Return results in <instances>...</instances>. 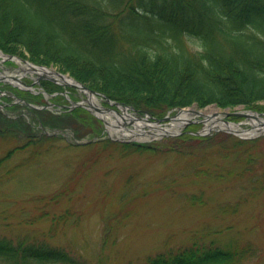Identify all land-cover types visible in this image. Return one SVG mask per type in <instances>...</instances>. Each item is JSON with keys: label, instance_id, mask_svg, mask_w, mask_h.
I'll use <instances>...</instances> for the list:
<instances>
[{"label": "trees", "instance_id": "1", "mask_svg": "<svg viewBox=\"0 0 264 264\" xmlns=\"http://www.w3.org/2000/svg\"><path fill=\"white\" fill-rule=\"evenodd\" d=\"M185 37L195 38L198 48H189ZM0 49L37 64L53 65L108 98L155 117L191 105L242 106L264 112V0H0ZM41 85L48 92L59 88L49 80H42ZM86 112L75 107L60 115L41 113L40 119L44 124L49 120L70 127L77 138L97 136L99 120ZM188 130L192 129L155 144L108 138L66 144L191 156L193 143L208 145L223 135H194ZM3 138L13 144L0 156V175L10 170L6 162L17 153L41 154L63 139L39 134L23 119L13 120L0 112ZM231 138L229 153L250 155L241 170L226 172L251 175V152L264 154V146H255L258 139ZM62 188L53 197H35L39 204L27 220L17 223L23 227L19 233L0 232V264H103L108 254L102 250L87 258L53 240L72 212L68 205L58 207L62 196H71ZM42 219L50 221L45 232L29 228ZM110 234H103L101 246ZM204 237L193 236L185 245L147 254L137 264H247L256 255L250 242Z\"/></svg>", "mask_w": 264, "mask_h": 264}, {"label": "rangeland", "instance_id": "2", "mask_svg": "<svg viewBox=\"0 0 264 264\" xmlns=\"http://www.w3.org/2000/svg\"><path fill=\"white\" fill-rule=\"evenodd\" d=\"M184 42L191 49L199 46L195 38L185 37ZM48 67L57 70L53 65ZM25 74L32 76L29 72ZM65 74L69 76V73ZM39 85V82L33 84L35 89H40ZM58 86L54 93L64 88L74 90L82 100L87 98V91L79 86L71 85L73 89L69 88L70 85ZM96 96L95 102L102 110H121L115 100ZM124 106L143 113L146 111L132 105ZM184 109L204 112L214 119L217 117L214 114L219 112H245L246 108L191 105ZM85 110L86 116L96 121L94 108ZM102 110L97 112L108 117L106 110ZM213 110L216 111L211 112ZM18 111L14 108L7 112L14 116ZM175 112L169 111L164 117ZM23 114L32 120L29 111ZM189 116L192 122L172 127L170 132L157 136L152 144L184 128L203 130L204 117L196 113ZM223 118L239 123L243 129L255 128L256 131L250 136L237 135L226 129L217 130L215 125L208 132H203L204 135H223L208 145L193 143L194 153L187 156L148 149L127 153L117 147L98 145L69 147L66 143L76 142L71 139V131L66 129L64 138L47 147L46 152L29 154L24 150L17 153L12 161L6 162L10 170L0 175V232L19 233L18 230L23 227L17 223L28 219L26 216L32 213L33 206L39 204L35 200L42 196L53 197L63 187L71 196H62L64 199L58 207L63 209L64 205H68L72 212L53 240L87 258H93L102 250L103 254H108L103 264H137L147 254L185 245L193 236H205L220 242H250L257 251L247 264H264V154H258V150L251 152L250 161H254L252 171L255 172L251 175L248 172L242 175L226 172L230 168L237 172L241 170L247 165L246 157L250 155L244 153L238 156L240 161L237 162L238 157L229 153L228 147L233 145L231 137L258 139L255 146L263 147L264 124H258L254 117L229 115ZM97 122L100 130L98 138L115 137L112 127L104 129ZM161 122L166 127L170 120L165 118ZM122 127L126 131L134 128L130 122L118 126ZM226 133L231 137L225 138ZM91 136L85 135L81 139ZM10 141L13 140H0V156L13 144ZM225 148L228 150L225 151ZM49 225L48 219H42L29 228L43 232ZM107 231L111 234L106 244L101 246L103 234Z\"/></svg>", "mask_w": 264, "mask_h": 264}, {"label": "water", "instance_id": "3", "mask_svg": "<svg viewBox=\"0 0 264 264\" xmlns=\"http://www.w3.org/2000/svg\"><path fill=\"white\" fill-rule=\"evenodd\" d=\"M39 67H41V68H43V69L45 68L44 66H39ZM48 71H50V69H49V68H46V72L43 73V74H41V75H39V77H40V78H47V79H50V80L56 82L57 80L54 79V77L50 76V74L48 73ZM51 72L54 73V74H56V75H58V76L61 77V78H63L64 75H65V74H63V73H61V72H59V71H57V70H51ZM67 77L69 78V82H68V81L66 82L67 85L79 86V87H81V88H83V89H86V90L89 92V94H90V93H96V94H101L102 96H105L103 93H100V92H97V91H95V90L89 89L88 87H86L85 85H83V84L80 83L79 81L73 79L72 77H70V76H68V75H67ZM57 82H58V81H57ZM106 100L109 101L108 98H106ZM114 103L118 104L117 102H114ZM89 104H90V106L94 105V104H91L90 102H89ZM94 106H95V109L98 108L96 105H94ZM125 107H126V108H127V107H128V108H131V107H129V106H125ZM125 107H123V108H125ZM178 110L181 111V110H183V108H178ZM196 113H199V111H196ZM176 114H178V112H177ZM176 114L173 115V116H167V117H164V118H162V119H165V118H166V119H172L174 116H176ZM220 114L225 115V116H227V115H235V116L254 117V118H256L260 123H264V115H263V113H262V114H259L258 112L254 111V110H251V109H247L245 112H239V111H238V112H236V111H233V112H227V111H222V112H220ZM225 122L228 123L227 121H225ZM226 130H228V131H230V132H232V133H235V134H239V135H244V134H246V135H248V136L251 135V133L249 132L250 130H248V129H231L230 127H228V128H226Z\"/></svg>", "mask_w": 264, "mask_h": 264}, {"label": "bare ground", "instance_id": "4", "mask_svg": "<svg viewBox=\"0 0 264 264\" xmlns=\"http://www.w3.org/2000/svg\"><path fill=\"white\" fill-rule=\"evenodd\" d=\"M48 73L50 74V76H52V72L51 71H48ZM56 76V75H55ZM58 78V80L60 81V80H62V81H64L63 79H61L60 77H57ZM65 80H67L68 78L67 77H63ZM69 80V79H68ZM88 101L91 103V104H94V103H96L95 101H96V97L94 96V95H89V98H88ZM97 104V103H96ZM214 111H216V110H213V111H211V112H214ZM201 114H205L204 112H200ZM192 114V112H191V110H188V109H185V110H181V111H179L178 112V114H176V116H174L173 118H172V120L170 121V123H169V126H166V127H164V129H167V130H171V128L172 127H179V126H181L185 121H187V120H189V118H190V116L189 115H191ZM206 125L207 126H214V125H216V126H219V127H225L226 126V124L224 123V122H222L221 120H215V121H213V122H211V123H209V120L208 119H206ZM229 126H231V127H236L234 124H232V123H229ZM256 130L255 129H251V131H250V133H253V132H255Z\"/></svg>", "mask_w": 264, "mask_h": 264}]
</instances>
